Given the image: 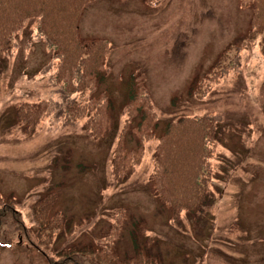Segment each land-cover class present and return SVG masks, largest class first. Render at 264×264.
<instances>
[{
  "label": "rangeland",
  "instance_id": "374dc122",
  "mask_svg": "<svg viewBox=\"0 0 264 264\" xmlns=\"http://www.w3.org/2000/svg\"><path fill=\"white\" fill-rule=\"evenodd\" d=\"M250 17L251 8L240 0H93L84 7L79 35L110 42L99 91L111 98L116 123L135 71L144 74L157 114L155 137L123 181L110 173V139L89 138L80 123L66 127L46 117L30 135L17 129V102L56 93L49 82L51 52L31 24L14 37L12 50L0 60V194L11 193L20 220L30 226L32 203L48 190L56 193L54 208L70 220V228L48 251L98 243L111 210L123 206L128 218L122 251L129 250L132 221L143 218L163 264H264V56L259 37L241 47L237 71H229L203 97L188 92L191 79L204 77L224 48L241 44ZM204 114L218 116L219 131L211 158L210 205L196 222L183 215L172 224L148 180L153 148L168 121ZM18 234L6 218L0 264H47L24 239L18 241Z\"/></svg>",
  "mask_w": 264,
  "mask_h": 264
},
{
  "label": "trees",
  "instance_id": "16d2710c",
  "mask_svg": "<svg viewBox=\"0 0 264 264\" xmlns=\"http://www.w3.org/2000/svg\"><path fill=\"white\" fill-rule=\"evenodd\" d=\"M92 1L0 0V60L12 50L14 37L31 24L51 52L54 71L49 82L56 96L17 102V129L30 135L46 117L66 127L80 123L89 138L110 139V173L116 181H123L141 164L146 144L155 137L157 114L144 74L135 71L119 112L120 124L116 123L111 98L99 91L107 73L110 42L101 37H81L78 31L80 14ZM240 4L251 8L248 33L240 45L224 48L204 77L191 79L189 94L203 97L229 71H237L241 47L255 36L259 37L257 43L264 56V0H240ZM218 136V116L213 114L180 116L168 121L157 136L148 180L159 204L169 210L172 224L179 223L183 215L196 222L209 208L211 158ZM56 197L48 190L32 203L33 224L29 226L20 220L11 193L0 194V229L6 218L11 219L19 232L18 241L24 239L47 264H163L143 218L132 221L127 230L129 250H121L128 218L123 206L111 210V220L99 232L98 243H71L48 251L47 247L70 228V220L54 208Z\"/></svg>",
  "mask_w": 264,
  "mask_h": 264
}]
</instances>
